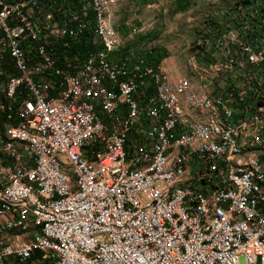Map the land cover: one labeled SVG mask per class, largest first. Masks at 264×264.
<instances>
[{
	"label": "built area",
	"instance_id": "obj_1",
	"mask_svg": "<svg viewBox=\"0 0 264 264\" xmlns=\"http://www.w3.org/2000/svg\"><path fill=\"white\" fill-rule=\"evenodd\" d=\"M105 1L0 0V82L9 83L0 93V127H7L0 264H264L263 191L228 170L232 143L214 140L205 110L183 101L188 84L171 49L175 95L162 86L157 63L119 58V49L132 52L143 36L120 33L119 0L112 11ZM102 12L116 29L113 46L104 44ZM233 13L202 18L210 61L239 63L264 80L260 26L233 23ZM201 82L202 101L220 103L222 118L236 119L249 97L264 96L247 86L236 91L228 80ZM183 109L192 111L194 127ZM241 128H249V142L236 156L264 149L250 119L236 135ZM160 158L169 166L144 169ZM243 163L264 172V158ZM119 166L130 168V178L112 186ZM25 194L67 214L25 212ZM75 200L86 207L75 209Z\"/></svg>",
	"mask_w": 264,
	"mask_h": 264
},
{
	"label": "bare ground",
	"instance_id": "obj_2",
	"mask_svg": "<svg viewBox=\"0 0 264 264\" xmlns=\"http://www.w3.org/2000/svg\"><path fill=\"white\" fill-rule=\"evenodd\" d=\"M110 1L111 0L105 1L104 11H107V6ZM253 6L255 8L254 3ZM108 19V12H102L100 26L104 30V44L105 46H113V44L117 43V36L115 30L111 26L112 23ZM259 26L261 35V25L259 24ZM132 52H134V54ZM132 52L126 49H119V58L124 62H143V57L149 59L148 56L152 53V50H148L143 44H140L136 48L132 47ZM90 59H97V51H90ZM197 60L198 61L196 62L199 65V69L201 71V74L197 80L193 78V80H185V76L183 77L179 72V74L185 80V83L188 84V86H183L182 89L183 101L186 103H191L196 110H205V113H202V122H208L210 133L214 137V140H228V142L232 143L231 150H228V170L237 176L245 178L252 184V188H254L256 191H263L264 202V172L259 169L257 164L243 163L263 159L264 149H256L254 152H247L242 154V156L235 155V152H242L246 144L249 142V128H241L239 130V135H236L237 127H242V123L247 122L249 119L251 128H257V134L264 140V96L249 97V101H247V108H244L241 113L236 114V119L222 118V113L219 112L220 103L202 101L201 80H208V77H220L224 69H228L227 71H229L231 75H229V77L227 76V80L236 87V91H244V88L247 86L253 90L259 91L261 94H264V88H259V80L256 74H253L257 81L256 84L247 78H241L240 76L243 72H241L239 64L231 63L228 68H223L221 65L214 63V61L209 63L201 60L200 58ZM157 68L158 75L161 78L162 86L164 88H168V95H175L176 85H173V83H171L170 80L164 75L160 65L157 66ZM176 69L178 72L177 64ZM235 78L240 80H235ZM249 83L253 84L255 88L253 86H249ZM7 92H9V83L0 82V93ZM183 118H186L187 127H194L195 117L192 115V111L190 109H183ZM6 135L7 127H0V140H6ZM198 161H205V153H198ZM167 166H169L168 158L149 159L147 162H144V169H157L158 167ZM129 178L130 168L126 166H119L117 172L112 176V186H121L122 182ZM0 196H5V189H0ZM85 207L86 200L74 201L75 209H82ZM22 210L35 214H43V218L64 217L65 214H67V207L54 205L52 203H43V205H41L39 198H33L32 194L24 195Z\"/></svg>",
	"mask_w": 264,
	"mask_h": 264
},
{
	"label": "rangeland",
	"instance_id": "obj_3",
	"mask_svg": "<svg viewBox=\"0 0 264 264\" xmlns=\"http://www.w3.org/2000/svg\"><path fill=\"white\" fill-rule=\"evenodd\" d=\"M119 0L116 7V19L123 20V26H120L119 32H129L132 29L139 30L135 37L144 36L136 42H132V47L136 48L143 44L146 49H160L159 55H164L160 58V67L164 66V61L168 59L165 55L167 48L171 49V60L177 64L178 72L182 74L185 80L198 79L201 71L196 61L200 58L205 62L210 61L209 50L204 43V34L207 36V28L203 27L202 18L206 15L225 16L227 8L232 9L236 6L235 3L243 0ZM256 9L249 7L254 22L261 25V35H264V23L261 10H264V0H254ZM136 4V5H134ZM135 7V8H134ZM114 8V0H111L107 6V11H112ZM259 10V12H258ZM243 11V10H242ZM126 13L127 18H125ZM109 14V12H108ZM233 13V18L236 17ZM239 17H243V14ZM113 27V21L110 20ZM235 23H241V20ZM113 29L116 32L115 27ZM148 38L152 41L148 43ZM198 38V39H197ZM203 44V46H201ZM198 45L203 51L200 52ZM127 50V49H126ZM202 53V54H201ZM194 56V63H193ZM192 59V60H191ZM208 65V64H206ZM193 68V69H192ZM170 71L169 67L164 68ZM162 69V70H163ZM193 71H192V70ZM164 75L172 81V70ZM191 70V71H190ZM199 70V71H197ZM224 69L220 77H215L216 81H225L228 79L229 71ZM199 73V74H198ZM196 74V75H195ZM228 76V77H227ZM224 77V78H223ZM192 79V80H193ZM258 86L261 89L264 86V80L258 76ZM256 84V83H255ZM249 86L253 84L249 83ZM255 88V87H254ZM239 264H244L243 260H239Z\"/></svg>",
	"mask_w": 264,
	"mask_h": 264
},
{
	"label": "trees",
	"instance_id": "obj_4",
	"mask_svg": "<svg viewBox=\"0 0 264 264\" xmlns=\"http://www.w3.org/2000/svg\"><path fill=\"white\" fill-rule=\"evenodd\" d=\"M253 1L254 0H243L242 2L241 1H238V2L235 3L236 6L232 7V10L235 11L234 14H236L235 15L236 17L233 18V23H235L238 20H241V21H249V18L252 17L251 16L252 15L251 12H249L250 11L249 10V7L252 5V2ZM258 12H259V10H258ZM241 13L243 14V17H239L241 15ZM260 14H262L263 23H264V10H261V13ZM252 19L256 20L255 18H252ZM263 29H264V27H263ZM203 36H204L203 38L205 39L206 35L204 34ZM143 38H144V36H143ZM198 47H199V49H201V47L199 45H198ZM159 50H160L159 48L152 50V53L148 56L149 61H151L153 63H157V66L160 65L159 64L160 63V58H162L164 56V55H162V56L159 55ZM240 70H241V72H243L242 75L240 76L241 78H247L250 81H252L253 83L254 82L257 83L255 77L253 76L254 73H252L250 71H246L245 72L242 68ZM263 88H264V86H263Z\"/></svg>",
	"mask_w": 264,
	"mask_h": 264
},
{
	"label": "crops",
	"instance_id": "obj_5",
	"mask_svg": "<svg viewBox=\"0 0 264 264\" xmlns=\"http://www.w3.org/2000/svg\"><path fill=\"white\" fill-rule=\"evenodd\" d=\"M197 39H198V38H197ZM201 46H203V44H201ZM201 51H203L202 48H201ZM164 63H165V64H164L163 67H164V68H168V67H169V64L171 63V60H170V59H166V60L164 61ZM236 64H239V63H236ZM163 67H162V69H163ZM239 67L241 68L240 65H239ZM163 70H164V69H163ZM163 70H162V71H163ZM164 71H165L167 74H169V72H171V70H170L169 72L166 71V70H164ZM166 77H167V75H166ZM167 78H168V77H167ZM168 79H169V78H168ZM235 80H238V81H239L240 79L235 78Z\"/></svg>",
	"mask_w": 264,
	"mask_h": 264
}]
</instances>
